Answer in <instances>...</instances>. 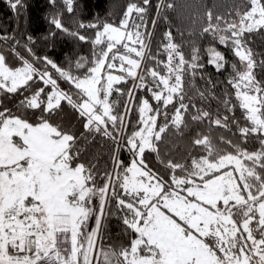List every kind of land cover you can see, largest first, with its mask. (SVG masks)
<instances>
[{
  "label": "snow or ice",
  "instance_id": "1",
  "mask_svg": "<svg viewBox=\"0 0 264 264\" xmlns=\"http://www.w3.org/2000/svg\"><path fill=\"white\" fill-rule=\"evenodd\" d=\"M48 2L57 5V0ZM8 4L17 18L27 7L24 0ZM63 4L67 12L74 11V0ZM150 6L151 0L128 3L118 23L98 18L87 25L79 22L78 29H94L95 34L91 59H76L75 71L71 60L61 67L47 55L37 56L29 44L24 48L31 59L26 58L17 51L19 40L0 35V40L14 41L10 52L19 62L10 65L0 50V97H21L15 110L0 99V264H264V76L257 78V70L264 74V53L250 47L253 34L264 35V0H238L227 15L207 10L201 27L202 34L238 58L239 67L232 63L227 81L236 103L232 93L219 102L227 113L238 105L244 125L234 116L196 107L195 97H215L194 83L186 86L185 76L195 77L204 67L194 42L188 60L166 31L161 45L166 61L152 54L153 33L146 21ZM155 7L162 15L176 5L159 0ZM49 23L89 41L65 27L60 12H53ZM27 40L35 43L31 36ZM207 53L217 71L225 68L224 53L215 47ZM129 80L132 87L126 93L116 87ZM138 90L150 93L156 106L148 97H138ZM113 92L127 96L123 112L110 100ZM65 105L82 121L79 134L56 119ZM132 111L138 120L125 136ZM186 114L193 123L207 120L209 128L231 131L234 124L239 142L225 136L216 142L197 132L191 146L198 154L190 152L184 163L165 159L161 145L172 130L183 135L189 128ZM160 117L163 123H158ZM97 136L113 144L111 169L103 173L97 163L84 162ZM253 137L258 147L249 150L243 145ZM125 146L131 154L127 165L119 155ZM146 153L155 154L168 179L149 167ZM112 201L128 238L119 247L105 245L103 239ZM61 243L69 247L61 250Z\"/></svg>",
  "mask_w": 264,
  "mask_h": 264
},
{
  "label": "trees",
  "instance_id": "2",
  "mask_svg": "<svg viewBox=\"0 0 264 264\" xmlns=\"http://www.w3.org/2000/svg\"><path fill=\"white\" fill-rule=\"evenodd\" d=\"M24 2L27 7L22 10V14L17 18L16 14L10 9L8 0H0V35L15 37L16 40H19L20 44L17 46V51L26 58L31 59L24 48L25 44H29L37 56L47 55L61 67H67L68 61L71 60L73 62V70L75 71L74 62L76 59L81 56L91 59L92 44L90 40L94 38L95 34L94 29H78V23L83 22L87 25L90 22H96L97 18L101 21L109 20L118 23L127 4L136 2V0H74V11L72 13L67 12L63 0H57L55 7L50 5L48 0H24ZM167 2L174 3L176 5L175 9H169L164 14L158 15L155 6L159 3V0H151V6L146 17L147 30L153 33L150 40L152 54L157 55L159 53L157 58L166 61L167 55L161 47L166 31L172 32L174 42L181 45V50L188 60L191 59L192 43L194 42L196 47L200 49L199 63L203 64L204 67L197 70L195 77H192L190 74L185 76L186 86L188 82L194 83L196 88H199L201 91L209 89L212 96L215 97V99L209 98L203 101L195 97L193 102L196 104V107L209 110L213 114L219 111L230 117L234 116L241 125H244L246 122L243 119V110L238 105L234 112L227 113L219 102L221 99L229 98L225 97V93H232L230 99L233 103H236L234 90L227 81L232 73V63H237L239 67L238 58L228 48L220 44L218 40L213 41L211 35L201 33V27L206 26L204 14L207 10H212L214 14L227 15L230 13L232 7L238 3V0H166ZM53 12H60L64 26L70 31L78 30L81 34L89 37V41L81 42L66 33L55 30L54 26L49 23ZM165 16L167 17L166 19L164 18ZM153 19L156 20L155 26L152 24ZM52 31L56 32L55 36H49V33ZM28 36H31L35 43H29L27 40ZM45 37L49 38L46 40ZM13 43L14 41L11 39L7 41L0 40V50L8 54L10 65L19 66V62L16 61L15 57L11 56L10 48ZM209 47H215L218 51L224 53L228 61L224 69L217 71L213 64L208 63L209 55L207 49ZM250 47L257 53H264V35L253 34L250 37ZM148 63L151 66V62ZM37 66L42 67L41 64ZM49 71L55 75L54 70L50 66ZM262 76L264 74L257 70V78H262ZM208 80H211L215 87H212V84H208ZM59 82L62 88H69V85L64 81ZM116 87L126 93L127 89L132 87V82L129 80L128 83H122L116 85ZM136 95L138 97H148L149 99L151 97V94L146 90H138ZM189 95H194V93L189 91ZM0 99H3L4 105L15 110V106L21 97L17 95L10 98L0 97ZM126 99V95L121 96L116 92H113L110 97V100L117 102V111L119 112L124 111L123 103ZM187 102L186 99L185 103ZM150 103L154 107L156 106V101L150 99ZM168 110L169 116H171V105H169ZM194 112L195 109H191V113ZM185 118L189 121V128L184 130L183 135L175 134V131L172 130L167 135L164 144L161 145V155L165 159L184 163L188 160L190 152L198 154V149H193L191 146V140L197 132L210 134L216 142L219 141V137L221 136L231 138L234 142H239V134L234 124H230L231 131H229L228 129L219 128L214 125L209 128L207 120L203 123H193L190 120L189 114H186ZM56 119L66 126H73L77 134L83 131L82 121L78 119L77 114L67 105H65L63 113L56 117ZM127 119L130 122L124 130L125 136L130 135L135 130L138 113L132 111ZM158 120L160 123L164 122L163 117H160ZM112 146V141L97 136L84 162L97 163L101 173L106 169L110 170L109 155ZM243 146L249 150H253L258 147V141L253 137ZM119 155L125 165L130 162L131 154L128 152L126 146L121 149ZM146 155L149 167L159 171L164 175L165 179H168L167 170L156 160L155 154L146 153ZM98 183L102 184L103 181L98 180ZM107 207L110 214L103 221L104 243L105 245L119 247L121 244H126L128 238L122 232V225L119 220L120 214L116 211L115 202H110Z\"/></svg>",
  "mask_w": 264,
  "mask_h": 264
},
{
  "label": "built area",
  "instance_id": "3",
  "mask_svg": "<svg viewBox=\"0 0 264 264\" xmlns=\"http://www.w3.org/2000/svg\"><path fill=\"white\" fill-rule=\"evenodd\" d=\"M59 247L61 248V250H63L64 248L69 247V245L61 243L59 244Z\"/></svg>",
  "mask_w": 264,
  "mask_h": 264
},
{
  "label": "rangeland",
  "instance_id": "4",
  "mask_svg": "<svg viewBox=\"0 0 264 264\" xmlns=\"http://www.w3.org/2000/svg\"><path fill=\"white\" fill-rule=\"evenodd\" d=\"M114 74H118V73H115V72H114ZM158 123H160L159 120H158ZM94 203H96V205H97V210H98V201H95ZM90 223L94 224V221H90Z\"/></svg>",
  "mask_w": 264,
  "mask_h": 264
}]
</instances>
